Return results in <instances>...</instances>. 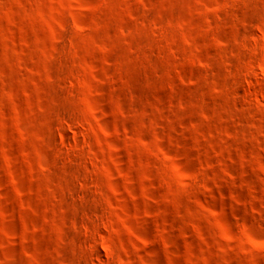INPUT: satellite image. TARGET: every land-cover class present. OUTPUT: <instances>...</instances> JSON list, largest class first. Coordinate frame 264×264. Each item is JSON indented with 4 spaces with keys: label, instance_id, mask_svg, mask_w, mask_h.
I'll list each match as a JSON object with an SVG mask.
<instances>
[{
    "label": "rangeland",
    "instance_id": "obj_1",
    "mask_svg": "<svg viewBox=\"0 0 264 264\" xmlns=\"http://www.w3.org/2000/svg\"><path fill=\"white\" fill-rule=\"evenodd\" d=\"M0 264H264V0H0Z\"/></svg>",
    "mask_w": 264,
    "mask_h": 264
},
{
    "label": "bare ground",
    "instance_id": "obj_2",
    "mask_svg": "<svg viewBox=\"0 0 264 264\" xmlns=\"http://www.w3.org/2000/svg\"><path fill=\"white\" fill-rule=\"evenodd\" d=\"M16 174H19L18 171L16 172Z\"/></svg>",
    "mask_w": 264,
    "mask_h": 264
}]
</instances>
